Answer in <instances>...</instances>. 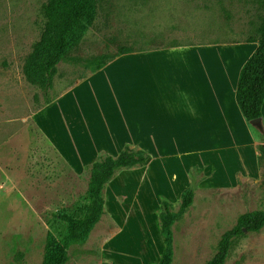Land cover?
<instances>
[{
	"label": "rangeland",
	"instance_id": "rangeland-1",
	"mask_svg": "<svg viewBox=\"0 0 264 264\" xmlns=\"http://www.w3.org/2000/svg\"><path fill=\"white\" fill-rule=\"evenodd\" d=\"M47 1L0 0V264H40L47 234L66 233L57 214L87 204L86 167L102 153L118 156L125 145L152 162L109 183L106 213L85 242L69 249L67 264L158 263L160 205L170 201L179 213L191 186L193 205L172 228V264H207L244 215L264 212V123L248 125L249 138L241 125V135L186 121L172 126L164 122L172 109L161 106L158 93L169 91L176 108H186L189 97L196 103L186 87L189 80L195 87L189 76L203 73L193 54L202 49L244 44L234 46L236 72L255 48L246 41L264 15L259 0H98L94 24L70 56L120 46L136 52L97 73L62 61L50 94L57 99L45 105L23 68L41 37ZM172 48L182 49L168 53ZM205 61L214 72L213 61ZM226 264H264V228L236 242Z\"/></svg>",
	"mask_w": 264,
	"mask_h": 264
},
{
	"label": "trees",
	"instance_id": "trees-1",
	"mask_svg": "<svg viewBox=\"0 0 264 264\" xmlns=\"http://www.w3.org/2000/svg\"><path fill=\"white\" fill-rule=\"evenodd\" d=\"M98 0H48L43 5L45 24L40 39L33 45L27 57L23 73L26 80L42 90L45 105L56 98L50 94L54 89L55 77L59 65L69 58L76 65H81L90 73H97L118 57L135 53L130 46H120L115 53H104L89 58L71 57V53L80 46L88 29L94 24ZM264 11V0H259ZM246 43H257V49L243 65L236 90V102L248 125L257 123L262 118L264 104V15L260 24ZM258 166H264V144L258 148ZM152 157L146 151L133 149L125 145L118 156L100 154L86 169L90 173L87 192V204L66 208L57 214L66 224V233L56 236L49 232L46 237L43 260L40 264H67L69 249L85 242L94 227L106 213L105 192L109 183L125 170L147 167ZM195 191L191 187L183 191L179 213H174V205L163 201L159 208L160 236L164 250L159 262L172 264L173 225L193 205ZM264 228V212L244 215L237 227L227 232L221 239L214 256L207 264H226L230 252L240 239L249 233H258Z\"/></svg>",
	"mask_w": 264,
	"mask_h": 264
},
{
	"label": "crops",
	"instance_id": "crops-1",
	"mask_svg": "<svg viewBox=\"0 0 264 264\" xmlns=\"http://www.w3.org/2000/svg\"><path fill=\"white\" fill-rule=\"evenodd\" d=\"M248 44L255 45V48L250 55L246 56L245 60L243 61V63L240 65V67L236 72L234 71L230 72L231 64H232L230 62H232V60H234L237 55L236 54L237 51L235 50L234 46L244 45V44H233V45L224 44L216 47V49H211V48L202 49L201 51L193 52V54L196 57L195 61H197L198 64L201 62L199 67L203 68V73L202 75L192 74L191 76H189L190 78L188 79L192 80L195 87L192 86L191 81L189 80L187 81L186 88L189 89V91L192 93L193 96H196L195 97L196 103L189 97L188 99L189 103L188 106H186V108L184 104H182L181 107L176 108L174 106L175 104L173 102L171 103L168 100L169 95L167 93L170 92L166 91L165 92L166 94L165 93L162 94V93H158V89H157L156 93L162 96V100L161 101L159 100L158 102L161 103L162 107H167L170 110L172 109L171 112L167 109L168 113H165L164 122L174 126L176 124H180L186 121V122H191V125H195V126L216 127L212 129H217L219 132H223L226 130L233 131V129H235L239 134L240 132L238 131V126L241 125L248 132V136H246V138H249L250 132H249L248 124L244 120L242 113L236 102V90H237L240 71L243 65L255 52L258 46L257 43H248ZM177 49H182V48H174V49L172 48L171 49L172 51L169 50L170 52L168 53H176L178 52L176 51ZM240 50H241L240 54L244 55L245 49L241 47ZM132 54L124 55V57L131 56ZM164 56H166V54ZM205 57H208L209 60L213 61V67L211 70H213L214 72L211 71L208 72V70L205 69L206 68L205 67L206 61L204 62ZM153 58L155 60L159 59V57H153ZM228 64H229V68L227 69ZM107 68H109V66H107L105 69ZM125 68H127V66L122 65V67L119 66L114 71L116 73ZM171 70L173 71L172 67ZM174 70L175 73L176 69ZM104 71L105 70H103V72ZM195 72L197 73L198 71ZM113 74L114 73H112L111 75ZM103 81L105 82V78L103 79ZM116 90L119 93L125 92V89L123 87L122 89L117 87ZM127 92H129V89ZM185 98H186L185 94L182 96L180 94L174 95V99H177L178 101L185 102ZM174 108L178 109L179 111H175ZM258 123H262V124L264 123V104L262 107V118ZM160 134H161L160 136H162V139H168L166 133L162 132Z\"/></svg>",
	"mask_w": 264,
	"mask_h": 264
}]
</instances>
